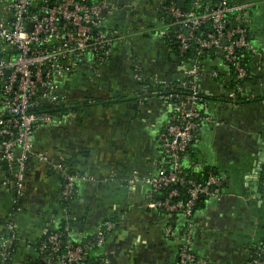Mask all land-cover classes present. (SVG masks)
<instances>
[{
  "label": "crops",
  "instance_id": "obj_1",
  "mask_svg": "<svg viewBox=\"0 0 264 264\" xmlns=\"http://www.w3.org/2000/svg\"><path fill=\"white\" fill-rule=\"evenodd\" d=\"M170 1L109 0L113 9L105 23L126 31L129 44L115 49L108 61L83 62V76L68 84L79 100L77 109L60 112L51 127L37 130L35 148L70 161L78 178L70 213L78 219L70 234L75 242L92 238L106 219L117 222L101 248L100 264H178L187 228L190 250L207 264H249L252 252L264 245V0H238L251 4L245 25L259 50L248 64L243 99L228 102L232 76L221 59L202 66L199 90L207 120L182 166L195 178L207 170L222 176L218 195L203 197L193 216L179 217L174 235L166 236L165 216L146 207L144 178L157 171L159 135L171 109L163 98L143 94L133 68L137 64L147 75L168 80L182 77L159 16ZM172 1L181 9L187 2ZM5 168L0 164V245L10 234L6 220L12 213L17 240L11 263L27 264L38 256L40 237L70 215L61 207L60 181L47 166L29 162L16 204L3 185L9 176Z\"/></svg>",
  "mask_w": 264,
  "mask_h": 264
},
{
  "label": "built area",
  "instance_id": "obj_2",
  "mask_svg": "<svg viewBox=\"0 0 264 264\" xmlns=\"http://www.w3.org/2000/svg\"><path fill=\"white\" fill-rule=\"evenodd\" d=\"M251 4L238 0H190L183 11L175 2L160 7L167 14L163 36L174 42L179 53L188 50L194 57L180 60L182 77L168 80L147 75L134 65V80L146 96L163 98L171 109L169 121L159 135L162 157L155 174L144 178L148 186L146 207L166 218L164 233L173 236L168 218L182 212L190 219L199 209L197 201L217 196L224 178L208 171L202 180L188 176L182 166L187 149L200 124L207 120L199 90L202 78L201 55L216 52L234 70L235 80L248 76L245 58L251 60L259 50L250 41L246 23ZM113 9L109 0H0V164L9 173L4 187L13 198L21 199L27 165L36 160L60 179L61 200L75 194L78 178L69 171L63 159H54L35 148V133L51 127L61 110H69L79 101L68 89L70 82L83 76L85 60L105 62L117 48L127 46L126 31L108 27L106 14ZM233 26L227 28L229 23ZM217 76V72H212ZM240 94V95H239ZM242 86L227 93L228 102L243 99ZM186 185V199L170 186ZM75 220L76 217L70 215ZM69 217V218H70ZM9 236L0 245V264H12L11 253L17 240L13 214L6 220ZM116 224L106 219L96 234L84 243H63L56 229L47 236V244L38 248L42 264H76L88 252L103 261L101 248ZM65 232L70 236L68 226ZM191 229L187 228L178 246V264H207L189 248ZM261 247H264L261 246ZM254 251L253 264H264L259 256L264 248ZM31 264V263H27Z\"/></svg>",
  "mask_w": 264,
  "mask_h": 264
},
{
  "label": "trees",
  "instance_id": "obj_3",
  "mask_svg": "<svg viewBox=\"0 0 264 264\" xmlns=\"http://www.w3.org/2000/svg\"><path fill=\"white\" fill-rule=\"evenodd\" d=\"M201 2H209V1H211V0H200ZM214 1V0H213ZM170 2H174V1H170ZM189 6H190V0H187V2H186V4L184 5V8H182V10L183 11H185V10H187L188 8H189ZM159 16H160V18H161V20H162V23H163V25H165V21L164 20H166L167 18H168V15L167 14H163V12L161 11V10H159ZM233 26V24L230 22L228 25H227V28H230V27H232ZM164 39H165V43L168 45V47L171 49V51L175 54V55H177V57L179 58V60H184L185 59V57H194L196 54H195V52L193 51V50H188L185 54H180L179 53V51H178V49H177V45L174 43V42H172V40L171 41H169V40H167V38H165V36H164ZM201 58H203V61H202V66H203V64H205L207 61H209L210 59H212V58H219V59H221V61L222 62H224L223 61V59L221 58V56L219 55V54H217L216 52H213V51H210L208 54L207 53H204V55L202 56L201 55ZM249 59H247V58H245V60H243V64L245 65V67H246V65H248L249 64ZM224 64H226L225 62H224ZM228 67H229V69H230V71H231V76H232V80L230 81L231 82V90H234L235 89V87H236V85H241V86H243V84L245 83V80L247 79V77H245L244 79H242V80H235L234 79V76H235V72H234V70L229 66V64H226ZM247 68V67H246ZM247 71H248V75H249V68H247ZM216 77H221V74L219 73V72H217V76ZM240 95V94H239ZM239 100V99H238ZM70 109H77V107H74V108H70ZM67 110V109H66ZM61 111H64V109H62ZM187 152H188V149H187ZM65 165H68L70 168H69V171L72 173V174H74V171L72 170V165H71V162L70 161H68V160H63L62 161ZM5 166V165H4ZM6 169V168H5ZM208 171H210V170H207L200 178H195V177H193V175H191V174H189L188 173V176L189 177H191V178H194V179H196V180H202V179H204L205 177H206V174H207V172ZM58 179H59V177H57ZM59 181H60V179H59ZM170 188H176L177 189V191L179 192V199H181V200H185L186 199V190H187V186L186 185H181V186H170ZM75 197H76V195L75 194H73L72 195V197H71V199H69V200H61V207H62V209H64V210H67V213L69 214V215H71L70 213H72V208H71V205H72V202L74 201V199H75ZM61 199V198H60ZM20 200V199H19ZM203 199L201 198V199H199L198 201H197V207H200V205L202 204V201ZM20 204V203H19ZM181 216H183V213L182 212H176V213H173V214H171V217H169L168 218V220H169V223H171V225H172V228L174 229V226H175V224H176V221H177V219L179 218V217H181ZM109 219H111V220H113L114 222H115V224L117 225V222L115 221V219L114 218H109ZM77 217H76V219L75 220H73L71 217L70 218H67V219H64L63 221H62V223H61V225L56 229L58 232H60L61 234H62V239H63V243H66V242H69V241H71L72 243H74V244H77V243H79V242H75L72 238H71V236H68L67 234H66V232H65V227L66 226H68L69 227V229H72L73 228V226L75 225V223L77 222ZM52 230H55V229H52ZM52 230H49V231H47L46 233H44L41 237H40V239L38 240V242H37V244H36V252H37V254L39 255V252H38V248L40 247V246H45L46 244H47V236L49 235V233H50V231H52ZM110 235V234H109ZM109 235H107V237L109 236ZM80 243H84V242H80ZM261 248H264V247H261ZM260 249V248H259ZM258 248L257 249H255L254 251H256V250H259ZM254 251L252 252V254H251V258H250V261H249V264H253L252 263V260L255 258V256L253 255V253H254ZM45 252H43L42 254L40 253V255H43ZM93 253H95V250H93V251H90V252H88V254L85 256V258H83V259H81L78 263H76V264H100L101 263V260L99 259L100 257H98V258H95V257H93L92 256V254ZM39 255V256H40ZM39 256H37V258L36 259H34V260H31V261H29L28 263H31V264H42V262H41V260H40V258H39ZM259 259H261V260H264V249H263V251L261 252V254H260V256H259Z\"/></svg>",
  "mask_w": 264,
  "mask_h": 264
},
{
  "label": "water",
  "instance_id": "obj_4",
  "mask_svg": "<svg viewBox=\"0 0 264 264\" xmlns=\"http://www.w3.org/2000/svg\"><path fill=\"white\" fill-rule=\"evenodd\" d=\"M177 7H178V8H180V7H181V5H180V4H178V5H177Z\"/></svg>",
  "mask_w": 264,
  "mask_h": 264
},
{
  "label": "flooded vegetation",
  "instance_id": "obj_5",
  "mask_svg": "<svg viewBox=\"0 0 264 264\" xmlns=\"http://www.w3.org/2000/svg\"><path fill=\"white\" fill-rule=\"evenodd\" d=\"M74 105H76V102H75V104ZM74 105H73V107H74Z\"/></svg>",
  "mask_w": 264,
  "mask_h": 264
}]
</instances>
